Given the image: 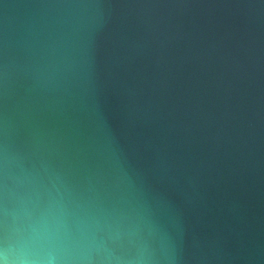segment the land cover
<instances>
[{"label":"water","instance_id":"95a60500","mask_svg":"<svg viewBox=\"0 0 264 264\" xmlns=\"http://www.w3.org/2000/svg\"><path fill=\"white\" fill-rule=\"evenodd\" d=\"M0 264H264V0H0Z\"/></svg>","mask_w":264,"mask_h":264}]
</instances>
